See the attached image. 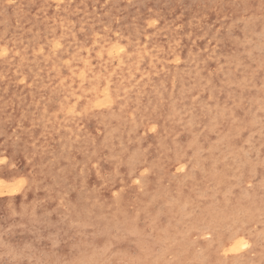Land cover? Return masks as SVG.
<instances>
[{
  "label": "rangeland",
  "instance_id": "374dc122",
  "mask_svg": "<svg viewBox=\"0 0 264 264\" xmlns=\"http://www.w3.org/2000/svg\"><path fill=\"white\" fill-rule=\"evenodd\" d=\"M196 13L210 22L197 39ZM39 14L75 36L19 44ZM136 79L151 105L108 119ZM0 101V264H264V0H0Z\"/></svg>",
  "mask_w": 264,
  "mask_h": 264
},
{
  "label": "bare ground",
  "instance_id": "6f19581e",
  "mask_svg": "<svg viewBox=\"0 0 264 264\" xmlns=\"http://www.w3.org/2000/svg\"><path fill=\"white\" fill-rule=\"evenodd\" d=\"M22 1H24V0H22ZM73 10H74L73 16L77 15V13L79 11L78 7H74ZM214 10H217V8H215ZM135 12H138V11H135ZM62 14H64V13H61V15ZM142 15H141V13L138 12L137 15H136V17H139V19H143ZM37 20L40 21V24L32 25L30 27L22 26V28L18 30L19 33H20V37L17 39V41H18L19 44L22 41L29 42L30 40H33V39L38 38V32L37 31H40L41 29L45 28V23H44V20H43V18H42V16L40 14L35 18L34 21H37ZM59 25L60 24L58 22H55L53 25H48V27L45 28V30L48 32V34L50 36L49 37L50 41L46 40V38H45V40L43 41V44L50 43V45H51L52 41H55V39H60V40H63V42H67V41L71 40L75 36V34L73 33V31H67V32L61 31L60 28H59ZM163 25H164V29H169L170 28V22H169V20L164 19ZM209 25H210V22L207 21V18L206 17H204L202 14H197L196 13L195 16H194V22L191 25L186 24L187 29H188V31H187L188 32V35H191L193 38L197 39L202 34L203 31L209 30V28H208ZM163 30H162V32H163ZM248 30H249V27H248ZM250 31H251V29H250ZM160 34L161 33L159 32L158 35H160ZM158 35H156V36H158ZM155 37L154 36H151V39L156 42L157 39ZM83 38L84 37L74 38V39H77L78 45L81 46V41L83 40ZM171 39H172L173 45H175V43L178 41L179 38L175 37L173 35V33H171ZM3 51H6V50L4 49ZM1 53H2V50H1ZM78 53H79V50L78 49L75 50V48L70 47L69 54L72 55L74 59H78L79 58ZM162 53L166 55L168 53V51L167 50H163ZM3 54H5V53H2V55ZM153 55L156 56V58L154 59V56L152 57V60L150 61L151 62L150 63V67L154 70L155 69V66L154 65L157 63V61L164 59L165 56L159 58V56H157L155 54H153ZM206 55H207V53H206ZM23 56H25L24 58H27V59H30V60H34L33 57L30 56V52L28 51V49H25L23 51ZM138 57H139L138 51L136 49H132L129 52V54L127 55V59H126V62L128 64L127 67H129V66L131 67V66L135 65V63H137V61H138ZM192 58H194L195 61L196 60H199L198 57L197 58L196 57H191V56H189L188 53L185 54V59L187 61H190V59H192ZM203 59L201 58L199 61H201ZM49 60L50 59H49L48 56H42V57H40L38 63L47 64L49 62ZM105 68H106L105 66L100 67V65H99L95 70H91L90 73H93V74H92L91 77H89V75L87 77V83H88L87 88L83 89L81 87V85L78 86L77 88L79 90L82 89V92L83 93H86V94H89V93H92L93 91L99 90L101 88V86L103 85L102 84V81H103V78H104V75H105V74H102L101 71L105 70ZM186 68L187 67H183V68H180V69L181 70H184ZM144 72H146V71H144ZM167 73L168 72H164V75H162L160 77H154L153 80H150L149 79V82L151 83V88H152L151 89V92L149 94L150 96L152 95L154 97L155 92H160V90H164L163 88L166 86V81H164L163 79L159 80V78H163V76H165ZM119 75L120 74H116L112 78L118 77ZM175 75H178V74H175ZM123 78H125L124 74L121 75L120 80L122 81ZM202 79H205V78L195 75V76H193L190 79V81L188 82V84H187V80L185 79V81H183L182 84H181L182 85L181 89H179L177 92H175V93H177L176 100H179V102L180 101H183L185 92L189 88H194L195 86L199 85V81L202 80ZM136 81H137V79L131 84V86L134 87V91L133 92H136L135 95H127V96L124 95V96H121L122 100H119L118 102L115 101L114 102L115 106L107 113L108 114L107 115L108 116V119H114V118L121 117L122 116V113H124L125 110H127V109L134 110V112H137L140 109V107H142L144 105H146V106H150L151 105L152 102L150 100V97H148L146 99V104L141 103L139 101L143 97L142 92L145 90V87H144V81L143 80H140V81H137V82ZM115 90H117V88H115ZM146 92H147V89H146L145 93ZM71 93H72L71 91H67V90L60 91V93L58 94L59 95V98H57L58 101H59V106H62L61 103H60V100H61L62 96L64 94H65L64 96H66V95L71 94ZM114 93H115V95L116 94L119 95V96L121 95V93H120L119 90L115 91ZM89 101L90 100L86 96V99L84 100V103L81 106V109H85L86 108V104ZM174 103L177 104L178 102H175L174 101ZM185 105H186V102L184 103V106ZM3 106L4 105L0 101V111H1V109H2ZM186 108L189 109L188 107H186ZM185 111H187V110H185ZM186 114H188V116L191 119H194L195 118V116H194V114L192 112H187ZM169 116L171 118V121L177 118L176 116H173V117H171V115H169ZM170 118L168 117V114L167 113H163V123L161 124V132H163V134H165V131H167L166 124H167L168 121H170ZM164 141H165V138H161V144H164ZM159 153L160 154H163L162 148L160 149V152ZM13 188H15V186ZM261 195H263V194H261ZM262 204L264 205V202L263 201H262ZM225 212H227V210H222L221 214H223ZM232 237L233 238H231V239L233 240V242H232L231 245L234 246L233 249L244 247L247 244V243H245L246 241L245 242H242L236 236H232Z\"/></svg>",
  "mask_w": 264,
  "mask_h": 264
}]
</instances>
